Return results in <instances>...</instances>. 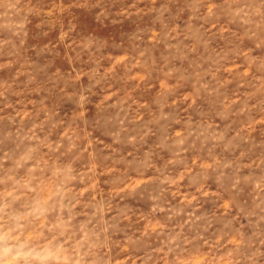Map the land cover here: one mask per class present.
Masks as SVG:
<instances>
[{"label": "rangeland", "instance_id": "obj_1", "mask_svg": "<svg viewBox=\"0 0 264 264\" xmlns=\"http://www.w3.org/2000/svg\"><path fill=\"white\" fill-rule=\"evenodd\" d=\"M60 180L83 264H264V0H0V203Z\"/></svg>", "mask_w": 264, "mask_h": 264}, {"label": "clouds", "instance_id": "obj_2", "mask_svg": "<svg viewBox=\"0 0 264 264\" xmlns=\"http://www.w3.org/2000/svg\"><path fill=\"white\" fill-rule=\"evenodd\" d=\"M52 175L60 178L63 170L54 167ZM20 187L32 194L24 211L14 207L21 199L15 187L7 193L11 203H0V264H83L85 253L79 244L86 234L75 247L66 236L71 217L63 218L69 194L64 181L48 187L26 181Z\"/></svg>", "mask_w": 264, "mask_h": 264}]
</instances>
